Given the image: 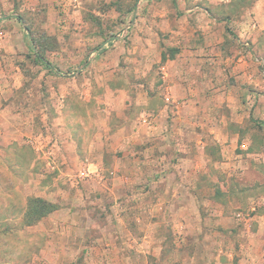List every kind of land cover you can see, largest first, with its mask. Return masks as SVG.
Listing matches in <instances>:
<instances>
[{
	"label": "rangeland",
	"instance_id": "obj_1",
	"mask_svg": "<svg viewBox=\"0 0 264 264\" xmlns=\"http://www.w3.org/2000/svg\"><path fill=\"white\" fill-rule=\"evenodd\" d=\"M202 1L0 0V93L18 108L15 127H25L22 142L5 147L9 163L0 161V264H95L85 261L82 245L98 238L110 264L123 263L117 253L135 251L116 242L128 238L131 217H118L126 205L124 180L115 181L113 197L107 186L113 153L105 155L99 176H81L84 168L94 169L82 160L97 145L105 149L112 131L136 112L128 98L134 82L158 83L161 64L175 52L148 15L181 14ZM254 2L233 0L229 9L254 16ZM252 16L226 44L249 61L246 71L227 73L236 82L247 72L242 89L212 101L209 118L198 117L200 129L207 124L216 132H203L209 155L202 160L196 149L201 158L186 176L198 205L213 207L211 217L225 208L231 264H264V28L254 29ZM49 202L56 208L37 221L40 210L52 208ZM92 246V257L103 252Z\"/></svg>",
	"mask_w": 264,
	"mask_h": 264
},
{
	"label": "crops",
	"instance_id": "obj_2",
	"mask_svg": "<svg viewBox=\"0 0 264 264\" xmlns=\"http://www.w3.org/2000/svg\"><path fill=\"white\" fill-rule=\"evenodd\" d=\"M232 2L203 0L187 5L181 14L161 11L148 15V19L158 21L159 30L166 35V45L175 52L161 64L162 79L158 83L134 82L136 90L128 98L135 102L136 112L125 116L127 122L112 131L110 138L113 141L104 142L105 149H99L97 145L87 161L82 160L94 168H84L82 172L99 176L98 169L104 167L105 155L113 153L112 180L107 184L112 197L117 193L115 181L125 182L122 191L126 205L121 209L123 215L117 216L120 221L124 215L131 217L127 229L129 235L128 238L117 236L120 238L116 242L129 244L135 251L117 253L122 264H231L225 208L217 217H211L213 207L208 205L206 209L198 205V196L191 185H186V176L190 174L188 165L195 158H201L196 149L202 151V160L209 155L205 151L208 141L203 132H216V128L210 129L206 123L200 129L198 117L209 118L207 114L212 101L225 100L231 90L242 89V80H239L247 72H242V76L239 74L236 82L228 77V72L240 73L249 67L242 51L235 52L226 46L227 41L234 38L232 33H241L248 16H252L247 12L237 16L238 13L229 9ZM212 4L225 5L227 10H215ZM254 4L259 10L254 11L255 21L251 26L261 30L264 28V22H260L264 21V11L260 9L264 7V0H255ZM17 110L12 98L1 92L0 161L3 163L8 162L5 147L15 140L20 142L25 128L15 127ZM214 138L222 140L218 134ZM32 147L34 153L40 152V146L33 143ZM126 158L129 161L124 167ZM204 211L208 215L204 216ZM164 227L169 228V236ZM106 236L104 239L113 235ZM90 241V245L85 241L82 243L85 261L91 259L95 264H110L106 248L101 246L103 238ZM92 245L102 248L99 251L103 252L92 257L89 252Z\"/></svg>",
	"mask_w": 264,
	"mask_h": 264
},
{
	"label": "trees",
	"instance_id": "obj_3",
	"mask_svg": "<svg viewBox=\"0 0 264 264\" xmlns=\"http://www.w3.org/2000/svg\"><path fill=\"white\" fill-rule=\"evenodd\" d=\"M40 59H42L43 61H45V63L46 64H49V61H47L45 58H43V57H40ZM31 200H38L39 201V199H38V197H32V198H30ZM30 200V201H31ZM48 205H51L52 206V208H49V209H45V211L44 210H40V213L38 214V220L37 221H39L42 217H44L46 214H49L50 212H52L56 207L53 205V204H51L50 202L48 203ZM42 209V208H41Z\"/></svg>",
	"mask_w": 264,
	"mask_h": 264
},
{
	"label": "built area",
	"instance_id": "obj_4",
	"mask_svg": "<svg viewBox=\"0 0 264 264\" xmlns=\"http://www.w3.org/2000/svg\"><path fill=\"white\" fill-rule=\"evenodd\" d=\"M81 176L87 177V176H89V175L86 174L85 172H81Z\"/></svg>",
	"mask_w": 264,
	"mask_h": 264
}]
</instances>
